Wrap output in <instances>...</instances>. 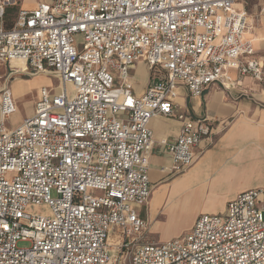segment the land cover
Wrapping results in <instances>:
<instances>
[{"label": "built area", "instance_id": "2783aa9c", "mask_svg": "<svg viewBox=\"0 0 264 264\" xmlns=\"http://www.w3.org/2000/svg\"><path fill=\"white\" fill-rule=\"evenodd\" d=\"M240 1L41 0L8 18L17 1L0 0V64L19 60L9 75L55 80L38 88L17 126L15 97L0 87V264H264L262 188L199 213L184 236L139 237L138 208L152 188L150 120L180 122L176 136L157 142L180 174L212 120L180 111L179 87L201 96L214 84L263 79ZM138 62L148 72L140 93Z\"/></svg>", "mask_w": 264, "mask_h": 264}, {"label": "crops", "instance_id": "0c3cea01", "mask_svg": "<svg viewBox=\"0 0 264 264\" xmlns=\"http://www.w3.org/2000/svg\"><path fill=\"white\" fill-rule=\"evenodd\" d=\"M39 1L25 0L19 7L32 9ZM236 6L246 12L250 24L247 37L253 41L256 56L264 62V0H242ZM146 83L134 91L140 93ZM31 84L30 79L16 84L14 96L30 90ZM178 92L179 110L187 109L195 117L207 115L212 120V133L196 147L194 161L185 171L166 183L155 184L162 177L173 175L169 172L170 159L157 142L176 136L180 122L162 116L150 120L154 146L149 153V179L157 190L154 193L151 188L147 204H158L172 185L188 182L200 191L204 212L220 213L238 192L264 190V81L245 76L241 85L224 89L214 84L201 96H191L183 86ZM143 208H138L139 214Z\"/></svg>", "mask_w": 264, "mask_h": 264}, {"label": "rangeland", "instance_id": "374dc122", "mask_svg": "<svg viewBox=\"0 0 264 264\" xmlns=\"http://www.w3.org/2000/svg\"><path fill=\"white\" fill-rule=\"evenodd\" d=\"M14 8L8 11V18L15 16L19 6H23L25 0H16ZM19 66L16 62L10 65L6 63L0 64V87L8 85L14 96V87L16 84H21L30 79L33 86L30 90H26L20 96H14L17 104V110L10 118L12 126H17L25 117L31 115L34 101L37 96V90L40 86H50L55 83V80L44 74L24 75L16 73L9 75L11 69ZM136 88L142 85V82L148 80L147 67L144 62H139L135 70L132 71ZM15 82H12V81ZM257 81V80H256ZM263 79L257 82H262ZM16 83V84H15ZM11 86L13 88H11ZM177 175H166L155 184L166 183ZM153 192H156V186L152 187ZM51 196L55 197L54 190L51 191ZM202 195L200 191L192 183H177L166 190L164 197L158 204L150 206L146 204L141 211L140 216L145 222V229L140 234L141 241L163 242L169 239L184 236L193 227L196 217L199 213L204 212ZM44 206L33 207L32 210L43 211ZM211 211V210H207ZM218 212V211H217ZM264 217V212H263ZM19 246H29L28 241H19Z\"/></svg>", "mask_w": 264, "mask_h": 264}, {"label": "bare ground", "instance_id": "6f19581e", "mask_svg": "<svg viewBox=\"0 0 264 264\" xmlns=\"http://www.w3.org/2000/svg\"><path fill=\"white\" fill-rule=\"evenodd\" d=\"M12 62H16L17 64H19V66H24V64H23V62H22V61L15 60V61H12ZM109 243H112V244H113V241H112V239H109Z\"/></svg>", "mask_w": 264, "mask_h": 264}]
</instances>
